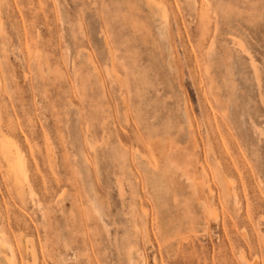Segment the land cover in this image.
<instances>
[{
  "label": "rangeland",
  "instance_id": "obj_1",
  "mask_svg": "<svg viewBox=\"0 0 264 264\" xmlns=\"http://www.w3.org/2000/svg\"><path fill=\"white\" fill-rule=\"evenodd\" d=\"M154 1L0 0V264H264V0Z\"/></svg>",
  "mask_w": 264,
  "mask_h": 264
},
{
  "label": "bare ground",
  "instance_id": "obj_2",
  "mask_svg": "<svg viewBox=\"0 0 264 264\" xmlns=\"http://www.w3.org/2000/svg\"><path fill=\"white\" fill-rule=\"evenodd\" d=\"M149 2H151L152 4L156 5L160 10H161V15L163 17V21L167 22L168 21V12L166 11V9L162 6L159 5V3H157L154 0H149ZM238 41V40H237ZM241 46V45H240ZM243 47V46H242ZM90 59H91V63L93 65V67L95 69H99L97 63L94 60V57L92 56V53H90ZM255 64V63H253ZM113 66H115L114 64V60L112 63ZM113 70L115 71V68L113 67ZM256 70V69H255ZM116 72V71H115ZM117 73V72H116ZM262 129V128H261ZM263 130V129H262ZM2 135V134H1ZM4 135V134H3ZM0 137V150L5 158V160L7 161L8 164V168H9V172L12 174L14 181L20 185V188L23 190L24 184H26V181L29 180V170L27 168V162L25 157L23 156V152L20 149V147L18 146V144L15 141H11L9 139H7L4 136ZM158 141V140H157ZM169 143V142H168ZM153 144H157L156 142L151 141V145ZM173 145V144H172ZM175 145V144H174ZM156 146V145H155ZM160 146V145H159ZM158 147V146H156ZM166 147V146H165ZM169 147V146H168ZM167 147V148H168ZM172 147V146H171ZM176 148V147H175ZM160 149V147H159ZM164 149V148H161ZM154 150V149H153ZM169 150V149H168ZM175 151V150H174ZM164 152V150H163ZM173 152V150H172ZM166 154V153H165ZM157 155V154H156ZM167 155V154H166ZM159 156V154H158ZM23 193V192H22ZM34 252V251H33ZM10 263L14 264L13 258H9Z\"/></svg>",
  "mask_w": 264,
  "mask_h": 264
}]
</instances>
